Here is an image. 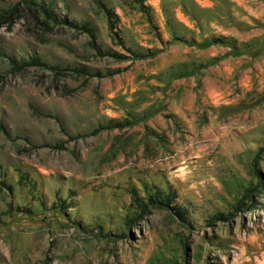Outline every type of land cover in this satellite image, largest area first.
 Here are the masks:
<instances>
[{
  "label": "rangeland",
  "instance_id": "obj_1",
  "mask_svg": "<svg viewBox=\"0 0 264 264\" xmlns=\"http://www.w3.org/2000/svg\"><path fill=\"white\" fill-rule=\"evenodd\" d=\"M0 264H264V0H0Z\"/></svg>",
  "mask_w": 264,
  "mask_h": 264
}]
</instances>
